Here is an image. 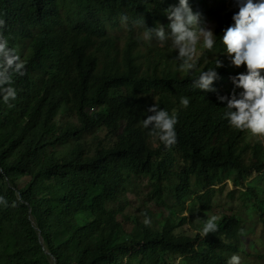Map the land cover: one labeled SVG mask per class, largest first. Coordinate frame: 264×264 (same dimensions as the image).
Returning a JSON list of instances; mask_svg holds the SVG:
<instances>
[{"label":"trees","instance_id":"1","mask_svg":"<svg viewBox=\"0 0 264 264\" xmlns=\"http://www.w3.org/2000/svg\"><path fill=\"white\" fill-rule=\"evenodd\" d=\"M188 2L219 20L214 48L191 72L179 70L169 44L145 39L132 23L142 15L154 28L178 0H0V32L25 66L24 75L12 74L16 98L6 104L0 96V264H172L174 256L181 264H225L236 250L243 229L236 219L195 240L170 226L155 233L136 220L128 234L119 220V202L138 179L189 214L210 212L229 173L235 187L254 173L264 184L263 144L243 145L244 131L229 124L217 99L246 71L231 65L221 42L236 0ZM217 60V92L195 89L192 80ZM181 97L189 98L187 108ZM153 103L177 115L170 148L142 126ZM60 112L63 124L56 122ZM97 128L112 141L84 146ZM251 193L264 232V201Z\"/></svg>","mask_w":264,"mask_h":264},{"label":"clouds","instance_id":"2","mask_svg":"<svg viewBox=\"0 0 264 264\" xmlns=\"http://www.w3.org/2000/svg\"><path fill=\"white\" fill-rule=\"evenodd\" d=\"M162 3L163 0H160ZM238 11L232 15L233 24L223 30L221 42L224 53L232 66H244L246 71L231 77L234 85L228 96L217 95L218 101L225 103L227 111L224 116L229 124L240 130H247L254 136L264 137V0H236ZM163 13L169 21L167 29L157 24L154 28L145 25L143 16L132 21L133 25L144 29V38L155 39L160 45L170 42L177 53L175 60L179 62V70L184 72L195 71L198 66L197 45L202 49L211 51L215 46L213 31L202 20L199 12H194L188 0H178L176 5H168ZM121 23L127 25L129 18L121 16ZM0 19V29L4 27ZM222 63L215 61V67L201 70L192 80L195 89L204 92H217L212 87L213 81L218 78L216 68ZM25 66L20 61L17 50L8 47V40L0 32V96L4 103L16 98V90L11 86L12 74H25ZM236 89H240L237 93ZM181 104L187 108L190 101L188 97H181ZM142 121L144 129H149V135L158 139L166 148L177 143L175 126L178 123L175 113L168 111L153 103L144 111ZM144 224L151 225V220L145 216ZM218 231L217 217L207 218L202 229L206 237ZM227 264H241L240 257L233 255Z\"/></svg>","mask_w":264,"mask_h":264},{"label":"rangeland","instance_id":"3","mask_svg":"<svg viewBox=\"0 0 264 264\" xmlns=\"http://www.w3.org/2000/svg\"><path fill=\"white\" fill-rule=\"evenodd\" d=\"M231 0H229L228 5ZM218 4L213 5L214 8ZM223 8L220 6L219 11ZM227 8V4H226ZM121 12L117 13V17H121ZM202 20L213 31L216 36V30L219 27V20L215 17L207 18L201 16ZM169 24L166 18L163 25L166 30ZM170 45V42L167 43ZM171 46V45H170ZM168 54V51H165ZM206 50L202 49L201 45H197V56H203ZM169 55L176 56L177 53L173 50L169 51ZM199 58V57H198ZM264 75V71L261 73ZM100 110L90 108L91 114ZM67 117L63 112H60L56 118V122L63 124L67 122ZM242 142L243 145L253 146L254 142H261L264 147V137L254 136L247 130H243ZM112 141L111 134L104 128H97L86 134L82 140V144L86 147L97 148ZM92 144V145H90ZM249 145V146H248ZM90 153H94L90 149ZM249 152V149H248ZM260 174L254 173L251 178L247 179L243 185L235 187L232 183L233 173H229L227 180L221 185L215 194L213 205L208 214L193 213L189 214L188 209L182 210L177 206L174 197L167 194H158L159 190L151 188L148 179H138L133 181L130 186V191L126 197L121 199L119 204L123 206V213L119 220L123 222L124 231L131 234L136 222H141L144 225L145 216L150 218L151 225L149 227L155 233H161L163 228L170 226L177 230L182 237H188L195 240L202 232L204 222L207 218L215 215L217 217L218 228L223 219H236L242 223L243 229L239 233V238L232 245L236 246V250L232 248L231 254L226 258V263L233 255L240 257L241 264H263L261 258L264 257V232L262 216L259 214L254 197L251 191L255 192L264 201V184L260 181ZM186 207H189L187 204ZM263 218V217H262ZM186 219L185 224L180 228L181 221ZM126 235V234H125ZM172 264H181V259L177 256L173 257ZM223 264V263H219Z\"/></svg>","mask_w":264,"mask_h":264}]
</instances>
